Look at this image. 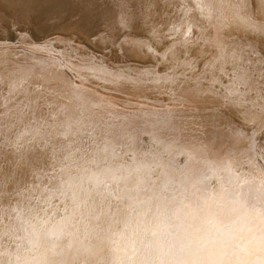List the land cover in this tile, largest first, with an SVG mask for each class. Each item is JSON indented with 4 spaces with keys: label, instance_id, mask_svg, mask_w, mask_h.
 <instances>
[{
    "label": "snow or ice",
    "instance_id": "snow-or-ice-1",
    "mask_svg": "<svg viewBox=\"0 0 264 264\" xmlns=\"http://www.w3.org/2000/svg\"><path fill=\"white\" fill-rule=\"evenodd\" d=\"M167 7L179 22L128 0L0 16L19 70L0 77V264H105L89 219L115 212L116 161L183 170L199 154L205 202L264 185V0Z\"/></svg>",
    "mask_w": 264,
    "mask_h": 264
},
{
    "label": "clouds",
    "instance_id": "clouds-1",
    "mask_svg": "<svg viewBox=\"0 0 264 264\" xmlns=\"http://www.w3.org/2000/svg\"><path fill=\"white\" fill-rule=\"evenodd\" d=\"M185 162L183 170L167 158L114 162L123 173L121 199L113 215L89 219L91 254L105 264H254L264 256V185L250 179L205 202L195 186L210 162L199 154Z\"/></svg>",
    "mask_w": 264,
    "mask_h": 264
},
{
    "label": "bare ground",
    "instance_id": "bare-ground-1",
    "mask_svg": "<svg viewBox=\"0 0 264 264\" xmlns=\"http://www.w3.org/2000/svg\"><path fill=\"white\" fill-rule=\"evenodd\" d=\"M82 0H0V16H19L21 18L34 17L42 21L49 14L54 12H60L62 10L69 9L79 3ZM132 7L135 9L139 4H153L155 8L153 9V16L157 24L170 25L172 21L179 22L180 14L175 11L172 7L165 8L166 4H180L185 3L190 7L194 6V0H128ZM225 4V13L227 14L228 9L226 7L229 0H222ZM167 15H164V13ZM116 16H113L115 19ZM167 31V27L163 29ZM16 68V61L14 57L9 55L7 57V63H5V58L0 52V77L11 79L13 74L18 73ZM36 80L33 78V83ZM101 94H104L103 89H101ZM99 112L100 110H95Z\"/></svg>",
    "mask_w": 264,
    "mask_h": 264
}]
</instances>
